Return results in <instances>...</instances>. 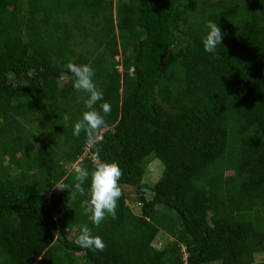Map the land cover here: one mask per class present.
<instances>
[{"label":"trees","instance_id":"16d2710c","mask_svg":"<svg viewBox=\"0 0 264 264\" xmlns=\"http://www.w3.org/2000/svg\"><path fill=\"white\" fill-rule=\"evenodd\" d=\"M69 62L91 63L111 105L92 142L73 135ZM96 148L136 195L99 227L90 176L75 199L54 188L73 190L74 163L91 174ZM84 224L104 251L74 243ZM211 263L264 264V0H0V264Z\"/></svg>","mask_w":264,"mask_h":264},{"label":"clouds","instance_id":"9594fccd","mask_svg":"<svg viewBox=\"0 0 264 264\" xmlns=\"http://www.w3.org/2000/svg\"><path fill=\"white\" fill-rule=\"evenodd\" d=\"M208 29L206 36L203 38V49L210 54H218L217 46H221L222 33L216 22H206ZM68 72L72 74V87L77 93H84L79 99L84 104L85 111L82 118L77 120L73 125V135L79 138L83 132L89 142H92L99 131L107 126L105 117L111 112V105L107 102L100 103L99 110L96 108L98 102L103 100V91L94 81L95 70L89 64H77L69 62L65 65ZM65 125L70 121L68 115L63 116ZM94 170H89L83 166H76L74 163L71 167L75 169V183L69 191V185L62 182L57 183L56 190H68L69 198L75 199L77 194L83 196L85 188L83 185L90 178V186L87 191L88 199L82 201V207L91 213L89 219L95 227H99L106 218L111 217L115 220L118 201L122 196V187L118 183L123 172L116 161L105 162L100 159V149L96 148L94 152ZM74 243L81 248L92 249L95 251H104L106 244L99 235H95L87 224L81 226L79 234Z\"/></svg>","mask_w":264,"mask_h":264},{"label":"rangeland","instance_id":"374dc122","mask_svg":"<svg viewBox=\"0 0 264 264\" xmlns=\"http://www.w3.org/2000/svg\"><path fill=\"white\" fill-rule=\"evenodd\" d=\"M115 59H117V57H115ZM116 70L119 72V67H116ZM33 144H36V140L32 139ZM160 171H161V165L158 163L157 160L155 159H150V161L148 162V164L145 165L144 167V173L141 177V183L145 188H150L153 183L158 179L159 175H160ZM122 191L124 193V197H125V203L127 205V207L129 209L133 208V202L135 200V192L133 191L132 188L128 187V186H122ZM156 209L158 212H162L164 209L160 206H156ZM170 241V238L168 236H166L163 233H159L156 238H155V242L151 243V246L154 248H158L160 247L163 243H166ZM262 256L261 255H253V259L258 261L261 260ZM211 264H217V263H211Z\"/></svg>","mask_w":264,"mask_h":264}]
</instances>
